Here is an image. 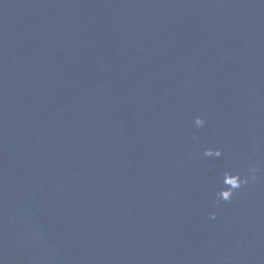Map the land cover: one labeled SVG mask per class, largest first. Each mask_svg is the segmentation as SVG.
<instances>
[{"label":"water","instance_id":"1","mask_svg":"<svg viewBox=\"0 0 264 264\" xmlns=\"http://www.w3.org/2000/svg\"><path fill=\"white\" fill-rule=\"evenodd\" d=\"M0 264H264V0H0Z\"/></svg>","mask_w":264,"mask_h":264},{"label":"clouds","instance_id":"2","mask_svg":"<svg viewBox=\"0 0 264 264\" xmlns=\"http://www.w3.org/2000/svg\"><path fill=\"white\" fill-rule=\"evenodd\" d=\"M194 123L198 127H202L205 125V120L201 116H196ZM213 151L215 152V155L217 156L221 155V149L219 148H215V149L209 148L205 150L206 154L209 155L212 154ZM257 171L258 168L256 166H251L248 169V175L242 177L239 172L233 173L231 171L225 170V175L229 176L231 179L229 186L226 189L222 188L219 192H217L216 194L218 197L217 202H219V200L230 201L233 197L234 192L237 189H239L242 185L247 184L250 179H255V174ZM210 216L211 218L215 219L216 212L210 213Z\"/></svg>","mask_w":264,"mask_h":264}]
</instances>
